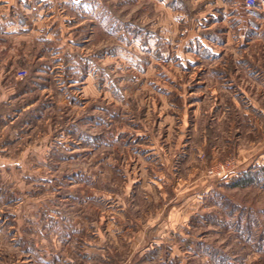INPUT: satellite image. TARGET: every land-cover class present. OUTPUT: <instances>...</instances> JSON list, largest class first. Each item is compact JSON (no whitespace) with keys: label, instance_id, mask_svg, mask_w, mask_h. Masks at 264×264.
Masks as SVG:
<instances>
[{"label":"rangeland","instance_id":"1","mask_svg":"<svg viewBox=\"0 0 264 264\" xmlns=\"http://www.w3.org/2000/svg\"><path fill=\"white\" fill-rule=\"evenodd\" d=\"M0 101V223L264 264V0H0Z\"/></svg>","mask_w":264,"mask_h":264},{"label":"crops","instance_id":"2","mask_svg":"<svg viewBox=\"0 0 264 264\" xmlns=\"http://www.w3.org/2000/svg\"><path fill=\"white\" fill-rule=\"evenodd\" d=\"M0 199L4 205L6 197ZM0 207V216L10 213ZM58 218L54 217L46 234L36 226L34 217L23 219L17 215L12 224L0 223V264H122L121 241L115 236L103 241H81L82 246L76 247L66 225H60Z\"/></svg>","mask_w":264,"mask_h":264},{"label":"built area","instance_id":"3","mask_svg":"<svg viewBox=\"0 0 264 264\" xmlns=\"http://www.w3.org/2000/svg\"><path fill=\"white\" fill-rule=\"evenodd\" d=\"M257 4H258V0H242V5L247 10H253L254 8L257 7ZM26 76H27L26 71H19L17 73V79H23Z\"/></svg>","mask_w":264,"mask_h":264},{"label":"trees","instance_id":"4","mask_svg":"<svg viewBox=\"0 0 264 264\" xmlns=\"http://www.w3.org/2000/svg\"><path fill=\"white\" fill-rule=\"evenodd\" d=\"M257 6H258V4H257Z\"/></svg>","mask_w":264,"mask_h":264}]
</instances>
